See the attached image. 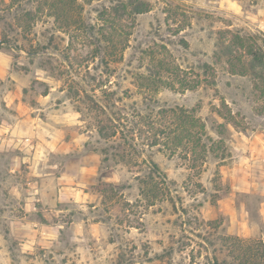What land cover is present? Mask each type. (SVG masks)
Listing matches in <instances>:
<instances>
[{"label": "rangeland", "instance_id": "obj_1", "mask_svg": "<svg viewBox=\"0 0 264 264\" xmlns=\"http://www.w3.org/2000/svg\"><path fill=\"white\" fill-rule=\"evenodd\" d=\"M12 1L0 0L12 72L0 80V264H209L232 260L223 236L264 264V0ZM233 34L262 53L244 56L246 73L228 65ZM161 108L188 109L218 145L136 153L99 135L116 112ZM112 144L124 157L104 161ZM143 158L163 194H146Z\"/></svg>", "mask_w": 264, "mask_h": 264}, {"label": "trees", "instance_id": "obj_2", "mask_svg": "<svg viewBox=\"0 0 264 264\" xmlns=\"http://www.w3.org/2000/svg\"><path fill=\"white\" fill-rule=\"evenodd\" d=\"M84 1L89 2L91 0ZM135 10L137 13L147 11L148 5L142 2L137 3ZM113 42V39L108 40V43ZM1 43H4V41H0V45ZM231 45L226 48L225 55L228 57V65L233 73H246L248 71L246 63L244 62V56L246 54L252 55L255 61H258L261 57L260 55L262 53L257 51L255 45L248 46L246 40L240 34L232 35ZM237 61H239V64H237ZM163 64L165 65V62ZM163 64L162 68H160L161 70H157L152 74H143L145 79L150 80L149 83H146L148 87L151 88L154 83L157 85L155 78H161V73L165 70ZM150 84L152 85L150 86ZM102 108L106 111L107 106ZM116 114H119L117 118L109 116L107 117V121H99V135L106 140H110L120 134L124 142L130 143V147L136 153H143L145 147L153 148L158 146L171 151H177L181 146H184L186 151L188 150L187 152L191 151L194 155L198 154L200 157H205L208 150L211 149L210 147L213 148L218 145L217 141H213L211 145L204 142V136L207 135L206 124L202 122V119L196 117L185 108H161L154 117V113L145 116L138 111L133 115L131 120L127 116H122L120 112H116ZM138 136L142 140H137L139 138ZM101 151L105 154L104 161H108L109 156L112 153H118L116 151H119V149L112 144L110 148L106 147ZM115 155L124 157V154L120 155L118 153ZM143 161L148 164L150 169L148 178L142 180V184L148 187L146 188V194L152 197H156L161 193L163 194L165 191V183L167 182L165 174L161 172L158 164L153 160L143 158ZM222 243L230 251L229 256L232 260H220L214 254L208 256L209 264H257L258 257L251 243H245L239 237L234 236H223ZM172 252L173 247L165 250L164 254L171 255Z\"/></svg>", "mask_w": 264, "mask_h": 264}, {"label": "crops", "instance_id": "obj_3", "mask_svg": "<svg viewBox=\"0 0 264 264\" xmlns=\"http://www.w3.org/2000/svg\"><path fill=\"white\" fill-rule=\"evenodd\" d=\"M10 74H12L11 57L8 52L0 50V80L5 82Z\"/></svg>", "mask_w": 264, "mask_h": 264}]
</instances>
